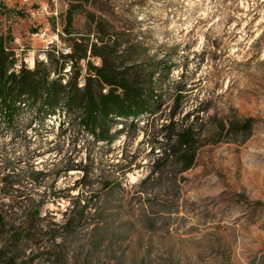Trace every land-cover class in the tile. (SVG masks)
<instances>
[{
	"label": "rangeland",
	"instance_id": "374dc122",
	"mask_svg": "<svg viewBox=\"0 0 264 264\" xmlns=\"http://www.w3.org/2000/svg\"><path fill=\"white\" fill-rule=\"evenodd\" d=\"M72 4L82 9L69 33ZM90 13L142 43L139 68L161 106L118 120L112 141L60 114L21 137L0 131V165L21 160L17 178L43 173L3 193L44 203L29 230L22 211L0 215V264H264V0H0V42L15 68H33L75 40L91 47ZM195 109L196 164L181 171L170 158L152 174L164 125ZM223 121L252 128L222 132ZM86 202L95 208L63 229L65 211Z\"/></svg>",
	"mask_w": 264,
	"mask_h": 264
},
{
	"label": "trees",
	"instance_id": "16d2710c",
	"mask_svg": "<svg viewBox=\"0 0 264 264\" xmlns=\"http://www.w3.org/2000/svg\"><path fill=\"white\" fill-rule=\"evenodd\" d=\"M81 9L82 5L78 4L69 7L66 27L69 33V26ZM90 14L95 24V43L91 47L85 45L82 48L83 44L75 40L71 51L49 53L47 61L38 59L33 68L27 65L15 68L16 60L12 53L0 42V131L14 138L21 137L33 123L44 124L46 119L60 114L64 115L69 125L85 129L98 141H112L114 135L111 129L118 120L128 121L131 118L135 122L140 116L153 113L161 106L160 95L155 91L153 82L144 81L146 75L139 68L138 55L144 48L142 43L113 26L108 19L101 16L96 19L94 13ZM91 58L99 59L98 64ZM83 61L86 66H83ZM67 66H70L69 70H66ZM147 77L153 79L154 73ZM25 113L28 115L26 120ZM200 114L196 109L188 111L182 118L173 114L171 121L164 125L162 140L152 146L156 156L152 160V174L161 171L170 158L181 165V171L194 167L201 150ZM250 128L252 123L223 121L221 129L222 132L242 134ZM34 158H28L32 170L34 164L30 162ZM20 161L7 157L4 159L6 165H0V215L5 221L4 213L7 214L8 210L22 211L19 228L25 231L34 226L44 203H36L35 197L22 192L6 195L3 191L28 187L33 179L31 177L39 179L38 175L43 173L32 171L31 176L17 178L21 177L16 172ZM161 162H164L162 166L159 165ZM75 168L79 167H69L68 170ZM6 170L8 173L1 176ZM108 187L112 188L110 184ZM77 198L79 205L85 201L80 196ZM89 208L95 207L86 202L78 214L76 205L69 207L61 227L68 229L75 225Z\"/></svg>",
	"mask_w": 264,
	"mask_h": 264
}]
</instances>
